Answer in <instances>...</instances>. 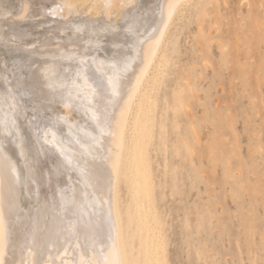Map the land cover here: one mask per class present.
<instances>
[{
	"label": "bare ground",
	"instance_id": "bare-ground-1",
	"mask_svg": "<svg viewBox=\"0 0 264 264\" xmlns=\"http://www.w3.org/2000/svg\"><path fill=\"white\" fill-rule=\"evenodd\" d=\"M208 2L0 0V121L16 114L14 134L0 126L2 264L114 250L121 264H166L148 158L156 81L176 58L173 85L189 86L179 38ZM231 33L216 35L223 64Z\"/></svg>",
	"mask_w": 264,
	"mask_h": 264
},
{
	"label": "rangeland",
	"instance_id": "rangeland-1",
	"mask_svg": "<svg viewBox=\"0 0 264 264\" xmlns=\"http://www.w3.org/2000/svg\"><path fill=\"white\" fill-rule=\"evenodd\" d=\"M258 4L251 14L245 0H209L200 30L183 28L176 55L185 56L190 87L173 85L176 58L159 70L148 158L166 264H264ZM224 30L232 31L225 64L216 45Z\"/></svg>",
	"mask_w": 264,
	"mask_h": 264
},
{
	"label": "snow or ice",
	"instance_id": "snow-or-ice-1",
	"mask_svg": "<svg viewBox=\"0 0 264 264\" xmlns=\"http://www.w3.org/2000/svg\"><path fill=\"white\" fill-rule=\"evenodd\" d=\"M15 105H9L10 111H12V120L4 119L0 121V126L9 129V134H14L11 129L15 125L16 122V114L15 111L13 110ZM39 129H37V139H39ZM69 164H71V161H68ZM3 237V230H2V222H0V239ZM110 239H113L111 236L109 237ZM115 247V241L113 239V248ZM0 264H2V261H0ZM85 264H90V262H85ZM96 264H121L118 254L113 251L111 255H103L102 254V259L98 260Z\"/></svg>",
	"mask_w": 264,
	"mask_h": 264
}]
</instances>
